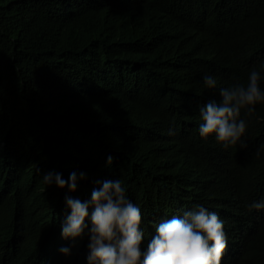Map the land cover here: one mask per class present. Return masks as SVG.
I'll return each instance as SVG.
<instances>
[{
    "label": "trees",
    "instance_id": "16d2710c",
    "mask_svg": "<svg viewBox=\"0 0 264 264\" xmlns=\"http://www.w3.org/2000/svg\"><path fill=\"white\" fill-rule=\"evenodd\" d=\"M253 68L264 87V0H0V264H87V235L59 251L65 196L115 178L141 208L142 247L203 204L225 222L221 264H264V210L245 207L264 198V103L246 149L198 133L199 106L220 99L203 74L223 87ZM49 170L87 178L70 192L43 183Z\"/></svg>",
    "mask_w": 264,
    "mask_h": 264
},
{
    "label": "clouds",
    "instance_id": "9594fccd",
    "mask_svg": "<svg viewBox=\"0 0 264 264\" xmlns=\"http://www.w3.org/2000/svg\"><path fill=\"white\" fill-rule=\"evenodd\" d=\"M261 72L253 68L246 82H234L219 87L218 79L204 73L202 84L206 89H217L219 100L209 99L199 106L198 133L203 139L214 136L224 149L238 146L247 148L246 134L249 117L256 105L264 103V87H261ZM243 112V115H242ZM172 123L167 135H177ZM261 145L256 155H261ZM114 157L108 155L106 166ZM87 173L73 171L67 179L55 170L42 174L46 186H67L70 192L77 190ZM89 199L81 200L65 196V205L70 209L61 223V236L70 241L59 251L71 255V247L87 235V264H221V257L228 245L224 220L216 211L203 204H196L182 215L173 216L155 225V234L146 247H142L144 229L141 208L129 199L121 179H97ZM249 210H264V198L245 202Z\"/></svg>",
    "mask_w": 264,
    "mask_h": 264
}]
</instances>
